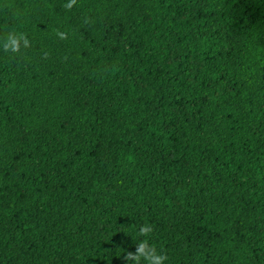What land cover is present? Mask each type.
I'll list each match as a JSON object with an SVG mask.
<instances>
[{"label":"trees","instance_id":"1","mask_svg":"<svg viewBox=\"0 0 264 264\" xmlns=\"http://www.w3.org/2000/svg\"><path fill=\"white\" fill-rule=\"evenodd\" d=\"M155 257L264 264V0H0V264Z\"/></svg>","mask_w":264,"mask_h":264},{"label":"clouds","instance_id":"2","mask_svg":"<svg viewBox=\"0 0 264 264\" xmlns=\"http://www.w3.org/2000/svg\"><path fill=\"white\" fill-rule=\"evenodd\" d=\"M142 231H144V230H142ZM160 259H161V257H155L154 258V264H159Z\"/></svg>","mask_w":264,"mask_h":264}]
</instances>
